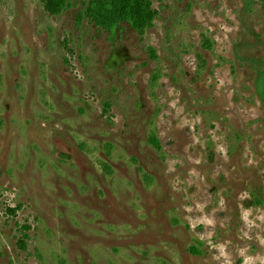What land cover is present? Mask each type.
<instances>
[{
    "label": "rangeland",
    "instance_id": "374dc122",
    "mask_svg": "<svg viewBox=\"0 0 264 264\" xmlns=\"http://www.w3.org/2000/svg\"><path fill=\"white\" fill-rule=\"evenodd\" d=\"M146 1L0 0V264H264V3Z\"/></svg>",
    "mask_w": 264,
    "mask_h": 264
},
{
    "label": "trees",
    "instance_id": "16d2710c",
    "mask_svg": "<svg viewBox=\"0 0 264 264\" xmlns=\"http://www.w3.org/2000/svg\"><path fill=\"white\" fill-rule=\"evenodd\" d=\"M48 9L54 14H61L66 6L68 0H47ZM264 3V0H259ZM105 7L95 5V8L101 10L96 19L104 28L111 31L121 23H127L142 34L148 26L152 25L153 15L150 12V4L146 0H107ZM260 97L264 103L263 88L259 90ZM158 146V141L155 140Z\"/></svg>",
    "mask_w": 264,
    "mask_h": 264
}]
</instances>
